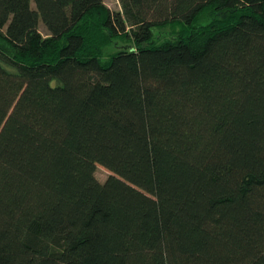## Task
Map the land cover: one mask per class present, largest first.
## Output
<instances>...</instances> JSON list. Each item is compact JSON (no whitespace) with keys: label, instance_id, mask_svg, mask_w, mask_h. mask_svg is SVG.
<instances>
[{"label":"trees","instance_id":"1","mask_svg":"<svg viewBox=\"0 0 264 264\" xmlns=\"http://www.w3.org/2000/svg\"><path fill=\"white\" fill-rule=\"evenodd\" d=\"M118 3L0 0V264H264V0Z\"/></svg>","mask_w":264,"mask_h":264},{"label":"rangeland","instance_id":"2","mask_svg":"<svg viewBox=\"0 0 264 264\" xmlns=\"http://www.w3.org/2000/svg\"><path fill=\"white\" fill-rule=\"evenodd\" d=\"M104 3L107 7H109L113 11H120V5L118 3V0H104ZM221 17L222 16L219 13L205 12L198 17L197 26L199 28L203 27L206 24H208V22L212 20L221 19ZM38 29L42 35L46 34V31L41 24L39 25ZM130 31L131 29H129V32ZM178 34H179V28L177 26L174 25L162 26L154 29L153 41L155 43H160L167 39L176 38ZM132 46L133 44L131 43V40H129V37L112 38L103 46L102 57L107 59L108 56L114 53L115 51H117V49L131 48ZM94 175L99 182L103 183L110 175V172L106 168L100 165H96Z\"/></svg>","mask_w":264,"mask_h":264}]
</instances>
